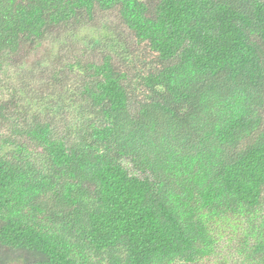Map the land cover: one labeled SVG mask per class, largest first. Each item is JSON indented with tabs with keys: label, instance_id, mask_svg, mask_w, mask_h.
<instances>
[{
	"label": "trees",
	"instance_id": "16d2710c",
	"mask_svg": "<svg viewBox=\"0 0 264 264\" xmlns=\"http://www.w3.org/2000/svg\"><path fill=\"white\" fill-rule=\"evenodd\" d=\"M102 12L135 53L80 34ZM225 233L264 264V0H0V264H196Z\"/></svg>",
	"mask_w": 264,
	"mask_h": 264
},
{
	"label": "rangeland",
	"instance_id": "374dc122",
	"mask_svg": "<svg viewBox=\"0 0 264 264\" xmlns=\"http://www.w3.org/2000/svg\"><path fill=\"white\" fill-rule=\"evenodd\" d=\"M90 25L85 27L84 30L80 33L81 35L84 34H91L98 32V28L102 27V30H104V27L107 29L113 30L120 38L121 42H124L127 45L128 51L136 52L137 46L134 44L132 38L128 34V31L121 25V23L116 18V15L112 12H102L97 13L95 16L94 21L92 23H89ZM58 42V41H57ZM57 46H54L53 43H45L44 46L41 48L36 49H30V51H26L28 55H25L23 58V67L28 68V66L38 57L45 56L47 58L48 51L47 49L51 50V56L55 52H60L59 47H61V43L58 42ZM83 43H76L77 47L82 46ZM75 46V45H74ZM57 48V49H55ZM227 221L219 222L218 226H224ZM230 231V229H229ZM231 232V231H230ZM242 259L235 254V240L230 238V235H227L225 233V236L220 239L218 242L216 252L211 254L209 257H206L199 260L196 264H242ZM17 264V263H13Z\"/></svg>",
	"mask_w": 264,
	"mask_h": 264
}]
</instances>
